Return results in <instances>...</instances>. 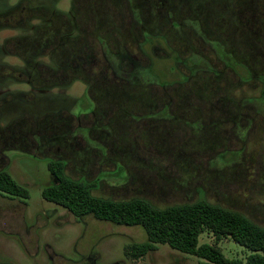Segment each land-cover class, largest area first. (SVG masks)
Returning <instances> with one entry per match:
<instances>
[{
    "label": "rangeland",
    "instance_id": "obj_1",
    "mask_svg": "<svg viewBox=\"0 0 264 264\" xmlns=\"http://www.w3.org/2000/svg\"><path fill=\"white\" fill-rule=\"evenodd\" d=\"M92 194L204 199L264 225V0H0V264H198L139 226L46 201L48 161ZM228 258L248 251L209 232Z\"/></svg>",
    "mask_w": 264,
    "mask_h": 264
},
{
    "label": "trees",
    "instance_id": "obj_2",
    "mask_svg": "<svg viewBox=\"0 0 264 264\" xmlns=\"http://www.w3.org/2000/svg\"><path fill=\"white\" fill-rule=\"evenodd\" d=\"M54 182L41 191L46 201L62 206L75 217L90 216L116 225L139 226L146 240L124 247L126 257L136 260L159 243L195 255L198 264H264V225L247 215L204 199L156 206L133 197L115 200L92 194L89 186L64 173L61 161H48ZM0 194L26 199L28 190L18 184L5 170H0ZM209 232L215 242L229 238L242 246L244 259L226 257L214 243H199V236Z\"/></svg>",
    "mask_w": 264,
    "mask_h": 264
}]
</instances>
